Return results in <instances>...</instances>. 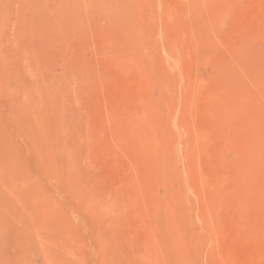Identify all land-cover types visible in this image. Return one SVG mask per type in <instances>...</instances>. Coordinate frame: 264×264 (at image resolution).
<instances>
[{"label":"rangeland","instance_id":"obj_1","mask_svg":"<svg viewBox=\"0 0 264 264\" xmlns=\"http://www.w3.org/2000/svg\"><path fill=\"white\" fill-rule=\"evenodd\" d=\"M0 264H264V0H0Z\"/></svg>","mask_w":264,"mask_h":264}]
</instances>
